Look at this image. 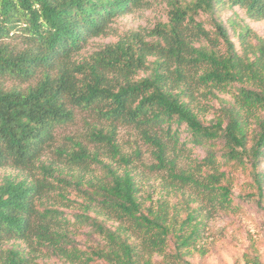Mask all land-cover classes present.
Returning <instances> with one entry per match:
<instances>
[{"label": "trees", "instance_id": "16d2710c", "mask_svg": "<svg viewBox=\"0 0 264 264\" xmlns=\"http://www.w3.org/2000/svg\"><path fill=\"white\" fill-rule=\"evenodd\" d=\"M163 1L166 21L77 59L147 2L0 0V168L26 171L0 182V264H200L190 253L203 217L244 201L264 213V38L235 12L221 18L238 6L264 20V0ZM207 97L221 104L204 121ZM75 108L95 118L83 134L92 150L71 137L53 145ZM120 126L151 147L150 169L165 171L154 200L116 141ZM187 145L205 155L185 168ZM245 257L263 264L254 250Z\"/></svg>", "mask_w": 264, "mask_h": 264}, {"label": "rangeland", "instance_id": "374dc122", "mask_svg": "<svg viewBox=\"0 0 264 264\" xmlns=\"http://www.w3.org/2000/svg\"><path fill=\"white\" fill-rule=\"evenodd\" d=\"M147 3L144 7L134 9L122 16L116 17L110 24L109 33L92 38L88 43L75 54V58L87 57L93 51L101 48L109 42L116 41L120 36H123L133 30L150 29L158 21H166V4L163 0H145ZM235 12L239 19L246 22L259 36L264 38V20L252 21L244 13V10L238 6L231 8L226 7L221 11V18L226 21L228 17ZM206 16L201 14L200 19ZM231 34V32H230ZM232 39L234 36L231 34ZM8 41L15 43L16 38H8ZM144 72H139L138 76H143ZM38 76V75H37ZM34 80L30 83H34ZM14 83L11 80L5 81V87L12 86ZM26 84H21L25 87ZM221 99H229V94H219ZM200 104L203 103V97H199ZM208 108L207 111H200L199 116L204 120H211L217 116V110L220 107V101L216 98L207 97L205 99ZM93 114L88 111L78 108L74 109V119L64 125L58 126L55 129V140L53 145L70 146L69 137L76 140H81L86 143L90 150L93 149L92 143L83 137L86 132V123L93 121ZM95 119V118H94ZM180 140L187 136L184 126L181 127ZM86 136V135H85ZM116 141L121 150L126 154H131L132 165H134L137 177H141V192L144 195L152 189V199H156L161 191L159 184V175H164V170H151L149 165L155 160L151 154V147L145 144L138 133L129 126H120L117 129ZM139 152V153H138ZM138 153V154H137ZM205 155V149L202 147H191L187 145L182 150V156L179 157V165L183 167L189 166L194 158H202ZM46 157L55 159L52 150L46 152ZM93 172L99 174V169L95 168ZM9 173L25 175V170H16L10 167L0 168V182ZM149 186V187H148ZM163 191V190H162ZM235 194L238 193L237 187L233 189ZM168 202L174 203L175 210L182 217L184 212L180 210V202L177 197L168 196ZM200 239L196 243L195 248L191 249L190 256L200 264H245L246 254L254 250L260 255V259L264 264V213L254 202L241 203L240 208L226 209L225 211H215L210 217L202 218V225L199 229ZM204 250L203 255L199 249ZM160 257H155L159 259ZM41 264H62L56 259H45L40 261Z\"/></svg>", "mask_w": 264, "mask_h": 264}]
</instances>
